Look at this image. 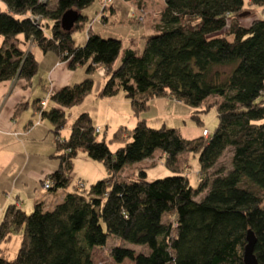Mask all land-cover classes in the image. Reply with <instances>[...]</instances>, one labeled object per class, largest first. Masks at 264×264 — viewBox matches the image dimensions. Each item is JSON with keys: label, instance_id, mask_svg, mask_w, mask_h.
Returning <instances> with one entry per match:
<instances>
[{"label": "trees", "instance_id": "16d2710c", "mask_svg": "<svg viewBox=\"0 0 264 264\" xmlns=\"http://www.w3.org/2000/svg\"><path fill=\"white\" fill-rule=\"evenodd\" d=\"M93 2L56 0L49 6V0H0V84L15 78L31 84L39 62L26 50L29 43L70 70L85 66L87 75L52 92L44 108L42 99L16 107L15 115L30 108L50 124L59 166L42 184L49 181L47 191L64 194L51 208L35 202L28 215L7 206L0 247L12 234L21 239L13 260L0 248V264H93V249L110 239L147 251L114 246L109 254L117 264H244L248 231L255 239L253 256L264 264V18L242 25L245 0H164L159 23L141 38V47L131 41L123 48L119 38L90 30L77 46L72 34L84 27L82 11ZM249 4L264 7V0ZM68 12L75 18L64 27ZM98 67L105 82L97 98L121 91L135 117L152 99L167 97L198 110L214 98L216 129L208 137L186 139L178 128H151L138 119L130 130L119 127L106 143L98 139L90 115L80 113L68 137L59 139L70 110L91 94ZM108 144L121 146L111 151ZM227 149L230 169L214 170ZM79 152L101 163L107 177L89 188L80 179L72 184ZM156 152L173 173L181 171L180 156H197L196 187L186 174L151 182L144 170L137 179L120 177L125 166Z\"/></svg>", "mask_w": 264, "mask_h": 264}, {"label": "rangeland", "instance_id": "374dc122", "mask_svg": "<svg viewBox=\"0 0 264 264\" xmlns=\"http://www.w3.org/2000/svg\"><path fill=\"white\" fill-rule=\"evenodd\" d=\"M47 1L48 0H44L45 3ZM55 1L56 0H49V6L54 5ZM163 6L164 0H94L88 8L82 11L83 16H86V22L81 30L72 34L74 43L77 46L84 45L87 32L90 30L98 31L104 38L110 36L119 37L123 48H126L131 41H133L131 43L132 45L134 44V48H139L141 47V38L155 31L159 23V14L163 9ZM255 18H264V7H254L249 4V0H245V9L240 14V23L247 26L251 20ZM18 38L21 39L22 36H19ZM1 44L2 39L0 38V47ZM31 48L32 44H27L26 50H31ZM33 54L35 59L39 62V67L35 77L32 79L33 84L31 88L41 93L40 84L42 82L47 84L46 87L48 88H46V90L49 89L51 85V82L47 80V72L49 71L55 56L52 53L43 54L37 49L33 50ZM58 61L61 62L59 59ZM67 67L65 64L62 69H65L67 73L66 79L70 80H68L70 86L81 82L87 76L85 66L77 67L74 70H70ZM104 74L105 71L102 67L95 69L94 73L91 75L93 80L91 94L88 95L80 106L74 107L70 110L69 121L65 128L60 132L59 139L68 137L70 125L73 120L83 112V110H86L90 114L94 125H99V127L95 128L94 132L98 135L99 140H104L106 143H108L118 127L123 126L129 130L132 129L135 126V119L137 121L138 119L147 118L146 123L151 128H160L162 126L167 128H178L180 134L186 139H194L200 135L204 137V132H207L208 135L209 133L212 134L217 127L218 118L216 108L214 107V102L216 101L214 98L207 100L198 110H194L171 98L165 97L162 100L157 98L151 103V106H148L149 108L147 110L135 117L133 116V112H130L132 111L130 109L131 107L125 105L123 102V93L121 91H119L117 96L115 95L111 98H97V96H95L105 82ZM61 88L63 87H59L58 90ZM54 91L56 92V90ZM51 93V90L45 93L44 98H46L47 102ZM110 100L114 102L111 104L109 102ZM47 105L48 104L46 103V106ZM107 107H109L110 110L107 109ZM210 107L213 108L210 109ZM107 112H109V123L105 125L101 122ZM36 115L38 116V114ZM197 117L202 122L201 125L198 124ZM96 120H98L97 123ZM35 122L37 123L38 119ZM36 125H39V122ZM52 139L54 140L52 133H50L49 138L41 141V143L36 142L33 143V145L29 144V151L35 149L50 154L49 146L51 145ZM108 146L111 151H114L121 145L108 144ZM231 154L232 151L227 149L222 154L214 170L223 169L225 172L228 171L230 169L229 162ZM164 162V156L160 152H156L150 159L125 166L120 173V177L123 179H137V172L139 170H144L146 172L145 180L151 182L156 179H162L176 174H186L191 186L196 187L199 169L197 156L190 154H183L180 156L177 162L178 169L181 170L179 173H173L168 170L164 166ZM73 163V169L74 171L79 172V175L73 179L72 184H75L76 180L80 179L83 181L85 187L89 188L90 185L107 177V172L104 166L99 162L90 160L83 152L77 154ZM71 176H73V173H71ZM42 188L40 186L36 188V194L38 193V197H36L35 202H42L46 208H51L52 205L49 206L48 204H53L54 201L59 200L64 194V191L60 190V194L55 195L56 192H50ZM41 191L44 192L42 193ZM68 191H71V187L68 188ZM200 197L201 196L197 198L200 199ZM33 205L34 203H30L29 207L26 205V210L24 209L23 212L27 215L30 214L33 210ZM20 239V234H12L9 241L1 245L0 248L2 249V254L5 258L8 260H13L15 258L19 248ZM114 246H123L134 250L136 253L147 252L144 246L130 243L121 244L116 239H110L103 248L93 249L92 263L117 264L109 254L110 249ZM120 264L132 263L125 260Z\"/></svg>", "mask_w": 264, "mask_h": 264}, {"label": "crops", "instance_id": "0c3cea01", "mask_svg": "<svg viewBox=\"0 0 264 264\" xmlns=\"http://www.w3.org/2000/svg\"><path fill=\"white\" fill-rule=\"evenodd\" d=\"M31 50L33 51L34 48ZM65 64L59 62L55 56L47 72V80L51 82V85L46 90L47 84L45 82L39 83L41 93L31 88L32 81L29 86L26 85L25 81L18 78L0 84V221L7 206L14 204L24 211L26 205L29 207L30 203H35L36 197H38L36 188L39 186L42 188V182L59 166L58 160L53 157L55 153L53 139L49 146L50 154L35 149L29 151L28 148L29 144L41 143V141L49 138L50 124L46 120H39V125H35L38 116L30 108L17 115H15V110L20 104L43 99L49 90L55 92L54 90L58 91L59 87L70 86V80L66 79L67 73L65 69H62ZM122 98L125 105L130 106L129 101L124 96ZM158 99L162 100L163 98ZM154 100L156 99L150 100L148 105L151 106ZM109 102L112 104L114 101L110 100ZM107 109L110 110L109 107ZM82 113L88 112L83 110ZM108 113H105L102 124L107 125L109 123ZM144 120L147 121V118ZM134 121L136 123V119ZM95 126L99 127V125ZM72 173L75 178L79 175V172L74 171V169ZM59 192L57 191L55 195L60 194ZM59 200L48 205L53 206Z\"/></svg>", "mask_w": 264, "mask_h": 264}, {"label": "water", "instance_id": "95a60500", "mask_svg": "<svg viewBox=\"0 0 264 264\" xmlns=\"http://www.w3.org/2000/svg\"><path fill=\"white\" fill-rule=\"evenodd\" d=\"M74 14L72 12L66 13L62 18V25L64 27H71L74 21ZM247 244L244 248V254H243V261L244 264H257L254 256H253V245H254V236L253 234L248 231L247 233Z\"/></svg>", "mask_w": 264, "mask_h": 264}, {"label": "built area", "instance_id": "2783aa9c", "mask_svg": "<svg viewBox=\"0 0 264 264\" xmlns=\"http://www.w3.org/2000/svg\"><path fill=\"white\" fill-rule=\"evenodd\" d=\"M108 1H110V0H108ZM46 103H47V100H46V98H44V99H42L41 101H40V106L42 107V108H44L45 106H46ZM39 117H38V122H40L39 121ZM38 122L36 123L35 122V125L36 124H38ZM203 135H204V137H208V133L207 132H204L203 133ZM49 181H45L44 183H43V188L44 189H48L49 188ZM79 187H83V185L82 184H79Z\"/></svg>", "mask_w": 264, "mask_h": 264}]
</instances>
